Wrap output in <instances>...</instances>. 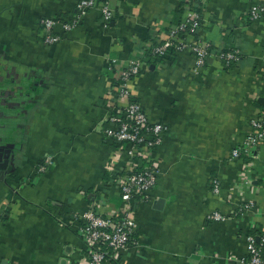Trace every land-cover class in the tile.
I'll return each instance as SVG.
<instances>
[{
	"label": "crops",
	"instance_id": "1",
	"mask_svg": "<svg viewBox=\"0 0 264 264\" xmlns=\"http://www.w3.org/2000/svg\"><path fill=\"white\" fill-rule=\"evenodd\" d=\"M263 1L97 0L114 15L108 25L95 8L60 42L45 46L40 22L71 18L77 0H0V100L36 83L25 117L19 97L20 117L0 120V132L18 133L20 145L0 172V264H79L77 216L92 205L100 213L120 207L105 168L118 149L104 133L107 93L135 57L144 65L131 98L167 130L156 150V185L135 207L137 244L105 264H236L228 256L244 257L246 236L264 232V143L252 158L229 156L250 120L264 112V18H248L249 8ZM188 2L202 13L199 41L213 48L196 74L188 52L159 62L148 57ZM227 48L241 58L226 70L214 50ZM46 155L52 164L39 174ZM241 201L255 208L233 216ZM212 211L228 219L212 222Z\"/></svg>",
	"mask_w": 264,
	"mask_h": 264
},
{
	"label": "built area",
	"instance_id": "2",
	"mask_svg": "<svg viewBox=\"0 0 264 264\" xmlns=\"http://www.w3.org/2000/svg\"><path fill=\"white\" fill-rule=\"evenodd\" d=\"M200 1L202 3L206 0ZM95 8L98 9L104 25H108L114 15L107 5H100L97 0H77L75 13L71 18L65 20L46 18L40 22L43 44L48 46L60 42L64 34L76 28L79 21ZM248 18L252 22L264 18V1L249 8ZM201 27L202 13L186 9L183 18L169 29L163 41L151 47L148 57L166 58L170 49L175 53L188 52L193 56L192 72L198 73L204 68L206 59L212 55L209 45L199 41ZM214 57L222 62L226 69L240 60V51L235 49L219 52ZM117 63L116 59L111 60V65ZM143 65V57L126 61L119 70L118 86L107 93V102L111 110L104 133L118 145V149L116 156L107 161L105 168L121 205L107 213H100L98 206L92 205L77 216L80 223L78 231L84 244V256L79 264H105L109 260L117 259L120 251L137 244L134 238L136 211L132 202L136 199L141 203L146 202L160 175L156 150L162 143V135L167 127L161 122L152 121L140 103L129 100L132 95L131 85L140 75ZM262 143L264 112L250 120L249 132L242 143L231 149L229 160L254 157L253 151ZM119 159L123 160L122 164ZM51 164L52 157L46 155L36 172L39 174L46 172ZM244 172H241V179L250 185V180ZM211 190L215 195H219L220 183L216 179L211 182ZM254 208L253 201H241L232 214L244 216ZM208 218L212 222H223L228 216L219 211H212ZM245 245L244 257L228 256L227 259L236 264H264V232L259 236L247 235Z\"/></svg>",
	"mask_w": 264,
	"mask_h": 264
},
{
	"label": "flooded vegetation",
	"instance_id": "3",
	"mask_svg": "<svg viewBox=\"0 0 264 264\" xmlns=\"http://www.w3.org/2000/svg\"><path fill=\"white\" fill-rule=\"evenodd\" d=\"M33 86H36V83H33ZM33 86H31L30 91L27 90V86L25 87V91H17V93H13L10 100L8 102H5L4 99L0 100V120L9 122L13 119H16L20 116L16 114L15 107L18 105L19 101L17 98L20 97V100L22 98V101L24 102V117L25 114L30 109L29 107L31 104L35 102V95L34 93H31V90L33 89ZM24 96V99H23ZM20 134V133H19ZM18 133H5L0 132V154H3V160L7 159L8 163L12 161L16 156V151H19L20 145L18 142H16V136ZM12 137V138H11ZM17 149V150H16ZM16 150V151H15ZM8 165V164H7ZM7 167V166H6Z\"/></svg>",
	"mask_w": 264,
	"mask_h": 264
},
{
	"label": "trees",
	"instance_id": "4",
	"mask_svg": "<svg viewBox=\"0 0 264 264\" xmlns=\"http://www.w3.org/2000/svg\"><path fill=\"white\" fill-rule=\"evenodd\" d=\"M200 3V2H199ZM198 3V4H199ZM187 9H190V10H193V11H196V12H200L201 10H200V8H199V5H197V4H191L190 2H188L187 3ZM213 50V48L212 47H210V51H212ZM232 50H235V49H229V48H227V49H222V50H214V54H216V53H219V52H228V51H232ZM148 54H149V52H148ZM173 54H175V52L173 51V49H170L169 51H168V54H167V57L166 58H161V57H152V60H153V62H159V61H161V60H165V59H172V55ZM240 58H241V55H240ZM236 63H233L229 68H226V70L227 69H230V68H232L234 65H235ZM118 81L115 83V87L116 86H118ZM129 100L131 101V102H133L134 100L132 99V98H129ZM140 201H139V199H136V200H134L132 203V206H133V208L135 209V207H136V205L139 203ZM263 234V232H261V233H259L258 234V236L259 235H262ZM263 255H264V248H263Z\"/></svg>",
	"mask_w": 264,
	"mask_h": 264
},
{
	"label": "water",
	"instance_id": "5",
	"mask_svg": "<svg viewBox=\"0 0 264 264\" xmlns=\"http://www.w3.org/2000/svg\"><path fill=\"white\" fill-rule=\"evenodd\" d=\"M8 164V160H3V154H0V172L3 173V171L6 169V166Z\"/></svg>",
	"mask_w": 264,
	"mask_h": 264
}]
</instances>
